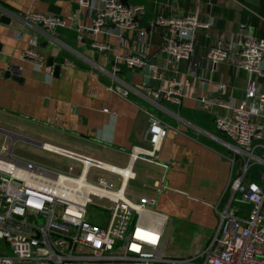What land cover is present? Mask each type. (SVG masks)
Masks as SVG:
<instances>
[{
    "label": "crops",
    "instance_id": "obj_1",
    "mask_svg": "<svg viewBox=\"0 0 264 264\" xmlns=\"http://www.w3.org/2000/svg\"><path fill=\"white\" fill-rule=\"evenodd\" d=\"M127 1L128 4H143L146 12L139 20V28L126 31L122 40L113 25L103 33L91 32L92 18L86 7L76 0H0L1 7L20 17L13 19L11 24L0 20V142L1 146L12 147L17 158L58 171L66 172L71 165L80 168L81 163L44 144L125 168L130 163L134 145L150 146L148 113L159 115L171 128L156 152V159L168 163L169 168L165 170L155 163L136 160L132 177L124 184L125 194L157 197L155 209L171 218L165 228L169 230L165 246L167 256H179L172 245L176 230L195 233L200 239L197 248L188 255H181L189 256L208 245L220 223L214 206L220 202V207H225L231 194L228 183L232 164L227 157L231 156V150L224 143L228 138L215 124L216 114H225L226 109L217 102L220 98L238 102L246 89L245 72L234 66V43L229 47L228 60L214 69L207 64L206 51L213 41L229 42L240 30L264 37V0ZM33 11L58 14L66 19L67 26L56 30L57 44L49 43L44 34L23 23L21 17L26 18ZM160 12L167 16L198 13L203 22L214 16L212 27L196 31L194 54L200 59L196 74L189 72L184 60L178 63L177 69L172 65L164 69L168 58L160 52L164 30L154 24ZM80 26L82 31L78 32ZM62 29L76 30L78 37L70 38ZM35 32L40 38L38 51L45 59L43 66L22 56L30 47ZM95 42L109 45L110 49L101 50L93 45ZM143 42L149 44L150 62L165 71L160 88H166L170 78L185 85L186 92L180 104L165 100L152 102L154 91L144 82L142 68L129 69L121 65L116 73L119 84L129 90L127 97L110 88L116 84L112 80L115 56L131 53ZM51 57L54 65H60L58 75L47 73ZM161 68L158 76L163 75ZM129 71H133L131 78ZM260 82L264 89V79ZM17 141H26L40 151L20 157L15 151ZM235 169L239 171V165ZM102 173L104 175L99 170L95 172L116 187L120 186L121 177L117 174L107 170ZM163 177L170 188L159 193L156 184ZM144 216L153 219L150 212ZM0 252L10 253L1 240ZM64 264L132 263L85 260L65 261Z\"/></svg>",
    "mask_w": 264,
    "mask_h": 264
},
{
    "label": "built area",
    "instance_id": "obj_2",
    "mask_svg": "<svg viewBox=\"0 0 264 264\" xmlns=\"http://www.w3.org/2000/svg\"><path fill=\"white\" fill-rule=\"evenodd\" d=\"M76 1L86 7L92 18L91 32L103 33L113 25L122 40L126 31L139 28V20L146 12L143 4H125L121 0ZM4 13L13 19L20 18L9 10L0 9V17ZM21 19L26 26L44 34L51 44L59 41L56 30L67 26L66 19L58 14L33 11ZM214 23V16L203 22L198 13L167 16L160 12L154 24L164 30V42L160 47V52L168 57L164 69L168 70L170 65L177 69L178 63L184 60L189 72L196 74L200 65V59L194 54L196 31L210 28ZM32 35L31 45L22 56L43 66L45 59L37 48L39 34ZM233 43L236 48L234 66L245 72L246 89L238 102L225 98L217 102L226 109L225 114H216L215 124L228 138L224 143L231 150V156H227L232 164L228 183L231 194L225 207L221 208L220 202L214 206L220 223L205 248L189 256H167L165 246L169 230L165 228L171 218L155 209L157 197L125 194L124 184L132 177L136 160L155 163L165 170L169 168L168 163L156 159V152L171 125L149 112L147 141L150 146L134 145L130 163L125 168L44 144L81 163L80 168L71 165L63 172L25 162L15 156L12 147H0V240L10 250V253L0 252V264H64L65 261L85 260H125L132 264H264V173L260 174L261 181L250 178L252 165L264 166V89L260 82L264 79V37L240 30L229 42L215 40L207 48V64L214 69L228 60L229 47ZM93 45L101 50L110 49L106 44L95 42ZM150 56L148 42H143L131 53L115 56L112 80L116 84L110 88L128 96L129 90L119 84L116 76L121 65L129 69L149 65L154 78H165V71L151 63ZM51 67H47V73L53 75ZM160 68L162 76L157 75ZM221 88H225L223 82ZM185 89L178 79L170 78L166 88L152 92L151 101L180 104ZM93 168L117 174L121 177L120 186L95 174L91 171ZM156 187L159 193L170 188L165 177ZM96 199L108 201L109 206L101 207ZM146 212L151 213L152 220L145 218ZM105 215L107 218L103 221Z\"/></svg>",
    "mask_w": 264,
    "mask_h": 264
},
{
    "label": "rangeland",
    "instance_id": "obj_3",
    "mask_svg": "<svg viewBox=\"0 0 264 264\" xmlns=\"http://www.w3.org/2000/svg\"><path fill=\"white\" fill-rule=\"evenodd\" d=\"M1 145L2 144L0 142V147H1ZM19 147H22V148H19ZM35 148H36L35 146H33L32 144H30V143H28L26 141H17L15 151L17 150L16 154L18 156L22 157V156H24L23 154H25V155L30 154L31 152H34V150L40 151L39 149H35ZM21 149H24V150H23L22 153H19L18 151L21 150ZM91 171L96 172L97 170L93 168ZM262 172L264 173V170H261L259 172V175ZM99 173L104 175L102 173V170H99ZM251 174H252V171H251ZM251 179H253V177ZM95 201L101 207L107 208L109 206V202L108 201L98 200V199H96ZM235 204L240 205V206H242L245 209H249L250 208L249 205H244V204H239V203H235ZM90 208H91V211H92L93 205H91ZM241 214L247 215V213H244V212H242ZM106 218H107V216L105 215L102 218V220L104 221ZM168 225H169V223L168 224L166 223V226H168ZM166 229H167V227H166ZM173 234L174 235H173V238H172V245L175 247V253H177V255H179V256L188 255L192 250H195L197 248V245L200 242V239L196 238V236H194L195 233H193L191 231H189V232H187V231L186 232H181V230H179V231L176 230Z\"/></svg>",
    "mask_w": 264,
    "mask_h": 264
},
{
    "label": "water",
    "instance_id": "obj_4",
    "mask_svg": "<svg viewBox=\"0 0 264 264\" xmlns=\"http://www.w3.org/2000/svg\"><path fill=\"white\" fill-rule=\"evenodd\" d=\"M123 3L128 4L127 0H121ZM0 9H2L4 12L8 11L6 8H3L0 6ZM0 20L4 23L11 24L13 21V18L7 15V13H4L1 15ZM49 66H53L54 68V75H58L60 71V65L55 64L54 65V58H49L48 60ZM145 72L144 82L152 87V91L158 92L161 85V80L159 78H154L153 71L150 69L149 65H146L142 68ZM133 75V71L128 72V77L131 78Z\"/></svg>",
    "mask_w": 264,
    "mask_h": 264
},
{
    "label": "trees",
    "instance_id": "obj_5",
    "mask_svg": "<svg viewBox=\"0 0 264 264\" xmlns=\"http://www.w3.org/2000/svg\"><path fill=\"white\" fill-rule=\"evenodd\" d=\"M61 31L64 33H69L68 35H70V38H77L78 37V32L76 30L62 29ZM59 60L62 61V58L60 57ZM122 71H124V69ZM261 166L262 165H258V164H254L251 166L250 178L253 177V180L261 181V177L259 175V172L261 170H264V166H262V167ZM251 171H252V174H251Z\"/></svg>",
    "mask_w": 264,
    "mask_h": 264
},
{
    "label": "bare ground",
    "instance_id": "obj_6",
    "mask_svg": "<svg viewBox=\"0 0 264 264\" xmlns=\"http://www.w3.org/2000/svg\"><path fill=\"white\" fill-rule=\"evenodd\" d=\"M48 148H51V146L47 145Z\"/></svg>",
    "mask_w": 264,
    "mask_h": 264
}]
</instances>
